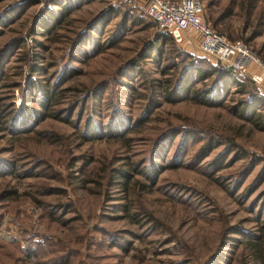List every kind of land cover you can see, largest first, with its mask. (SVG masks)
Segmentation results:
<instances>
[{"label":"rangeland","instance_id":"374dc122","mask_svg":"<svg viewBox=\"0 0 264 264\" xmlns=\"http://www.w3.org/2000/svg\"><path fill=\"white\" fill-rule=\"evenodd\" d=\"M201 1L264 64V0ZM160 34L144 0H0V264H264V131L231 110L263 120L264 79L168 103L181 58L224 65Z\"/></svg>","mask_w":264,"mask_h":264},{"label":"trees","instance_id":"16d2710c","mask_svg":"<svg viewBox=\"0 0 264 264\" xmlns=\"http://www.w3.org/2000/svg\"><path fill=\"white\" fill-rule=\"evenodd\" d=\"M83 2L91 1V0H82ZM246 4V5H245ZM240 3L239 9L248 10L252 9L253 4L249 3ZM77 6H64L62 10L59 12V16L52 14L51 18L53 19L51 22L49 21V25H57L60 24L66 17L70 10L76 9ZM101 14V13H100ZM233 12H228L226 17H231ZM57 16V17H56ZM111 16V12L108 10L103 12L98 18L97 22L105 24ZM149 18V17H148ZM150 19V18H149ZM151 20V19H150ZM152 21V20H151ZM155 26V23L152 21ZM217 23L216 20L213 21V25L215 26ZM46 30H49V27H45L47 25L43 24ZM90 30L96 31V26L93 22L89 25ZM214 28V27H213ZM89 29V28H88ZM50 31V30H49ZM81 36V35H80ZM83 36V34H82ZM160 37L163 40L171 42L174 44V41L170 34H160ZM79 41V39H78ZM183 56V54H182ZM181 58V56H180ZM186 58V56H185ZM188 59V60H187ZM187 59L181 58L179 63L174 64L172 67L176 68L175 80H164L162 83V90H164V99L168 103H176V102H193L201 105L213 106V107H222L224 103L225 97L229 95L231 91V87H234V91H238L241 94L249 93L247 88V83L243 80L241 81L240 77L237 75L238 73L231 68H226L222 66H212L205 61H198L191 56L187 55ZM198 62L205 65L207 68L202 69L197 66ZM162 76L167 75L166 69H163L160 73ZM209 80V83L207 82ZM250 82V81H249ZM199 85V86H198ZM159 85H157L158 87ZM54 98V92L51 90L48 95V99ZM260 100L259 97L250 98L241 100L236 106H233L231 110L236 113L239 117L243 118L258 130L264 131V116H261L263 120L259 119L260 114L256 112V101ZM263 121V122H262ZM177 130H174V132ZM115 132V131H114ZM181 132L176 133L179 135ZM115 135L121 136L122 132H115ZM173 134V133H172ZM208 141H206V145H203L197 152L196 157L199 158L203 153H205ZM125 178V176H123ZM259 252V250H258ZM44 263H36V264H46V260ZM68 260L62 258L59 264H68Z\"/></svg>","mask_w":264,"mask_h":264},{"label":"built area","instance_id":"2783aa9c","mask_svg":"<svg viewBox=\"0 0 264 264\" xmlns=\"http://www.w3.org/2000/svg\"><path fill=\"white\" fill-rule=\"evenodd\" d=\"M145 13L159 31L171 35L176 44H183L189 34L196 35L198 50L224 67L247 72L253 83L264 79V64L241 41H230L204 21L201 0H144ZM257 70L253 72L252 69Z\"/></svg>","mask_w":264,"mask_h":264}]
</instances>
